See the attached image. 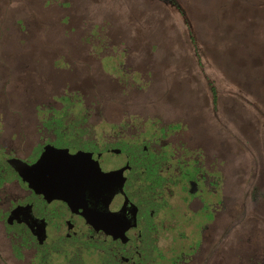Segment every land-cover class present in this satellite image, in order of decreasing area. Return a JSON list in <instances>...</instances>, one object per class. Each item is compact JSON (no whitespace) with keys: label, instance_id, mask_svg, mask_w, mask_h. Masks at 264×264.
Listing matches in <instances>:
<instances>
[{"label":"rangeland","instance_id":"1","mask_svg":"<svg viewBox=\"0 0 264 264\" xmlns=\"http://www.w3.org/2000/svg\"><path fill=\"white\" fill-rule=\"evenodd\" d=\"M175 1L183 13L159 0H0V148L43 145L51 124L158 137L214 172L215 207L213 222H187L171 200L157 253L264 264V0ZM2 229L0 264H13L3 250L16 257L18 241Z\"/></svg>","mask_w":264,"mask_h":264},{"label":"flooded vegetation","instance_id":"2","mask_svg":"<svg viewBox=\"0 0 264 264\" xmlns=\"http://www.w3.org/2000/svg\"><path fill=\"white\" fill-rule=\"evenodd\" d=\"M50 128L55 129L57 136L43 145L35 146L21 139L16 147L3 139L1 235L3 239L18 241L10 250L16 257L5 250L3 255L13 264H85L84 258L88 257L95 264L194 262L191 256L187 258L191 253L175 255L176 258L168 257L167 253L158 254L157 242L166 230L168 216L177 214L171 207L173 199L185 204L182 216L187 222H192L197 213L208 223L213 222L214 172L201 170V159L184 161L168 154L164 140L158 137L121 140L119 127L114 125L104 128L96 137L87 127L79 131L66 126L63 130L51 124ZM48 147L67 151L69 155L90 154L104 174L123 170L122 191L130 206L111 233L107 232L111 226L107 217L87 218L81 207L87 199L85 188L96 190L94 183L87 186L94 178L73 176L66 163L54 159L53 155L43 159ZM28 150L31 154L24 156ZM16 161L30 168L17 171L13 166ZM84 165L80 163V167ZM22 174L32 181L31 185ZM100 180L103 181L101 177ZM110 196L108 192L104 198L109 201ZM115 216L119 220V215ZM132 222L134 225L128 227ZM119 224L127 228L122 235ZM206 227L210 229L209 225ZM198 235L205 240V232Z\"/></svg>","mask_w":264,"mask_h":264},{"label":"water","instance_id":"3","mask_svg":"<svg viewBox=\"0 0 264 264\" xmlns=\"http://www.w3.org/2000/svg\"><path fill=\"white\" fill-rule=\"evenodd\" d=\"M60 154H64L60 155ZM53 155L54 159L58 160L61 159V161H64L66 163V167L71 170V174L73 176H84V177H93L99 182L93 181H88L87 186L90 185L91 183L96 184V190L92 188H85V192L87 193V199L85 202L82 204V208L84 209L86 213V217H94V216H104L109 219V222L111 224L109 230L107 231L108 233H111L113 231V227L117 224V221H121V218L123 216V213L126 211V209L130 206L128 200L126 199L123 191H122V173L123 170L120 171H115V172H110V173H102L98 163L93 161L91 159L90 154L78 152L75 155H69L67 151H59L55 150L53 148L48 147L45 153L43 154V159L47 158L49 156ZM47 161V159H45ZM80 163H85L83 167H80ZM13 166L17 171H20L22 169H29L27 165L16 161ZM40 168L41 166L38 165ZM23 175V174H22ZM103 179L100 180V177ZM119 177V178H118ZM23 178L25 181L28 183H32L31 180L26 178L23 175ZM119 182V183H118ZM91 190V191H90ZM89 191V192H88ZM109 192L111 194L109 201L108 199H105L104 196ZM90 194H94L93 197L90 196ZM100 197V198H99ZM103 197V199H101ZM108 201V204H105L103 202ZM112 201V202H111ZM115 215H119V220L116 218ZM88 220V219H87ZM129 224L128 227H132L134 225ZM119 226L122 228L120 230V234L122 235L126 227H124L122 224H119Z\"/></svg>","mask_w":264,"mask_h":264},{"label":"trees","instance_id":"4","mask_svg":"<svg viewBox=\"0 0 264 264\" xmlns=\"http://www.w3.org/2000/svg\"><path fill=\"white\" fill-rule=\"evenodd\" d=\"M159 1H163L164 3H166V4H169V5H171V6H173V7H175V8H177L178 10H181V13H183V10H182V8H181V6L175 1V0H159ZM186 20V19H185ZM187 21V20H186ZM190 25L188 24V27H189ZM190 29V28H189ZM190 31V40L192 41V42H194V38H193V35H192V32H191V30H189ZM212 93H213V95H214V92L212 91Z\"/></svg>","mask_w":264,"mask_h":264}]
</instances>
